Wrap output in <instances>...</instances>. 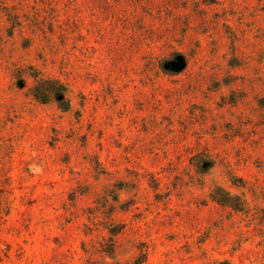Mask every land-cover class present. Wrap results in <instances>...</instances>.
Instances as JSON below:
<instances>
[{
  "label": "rangeland",
  "instance_id": "rangeland-1",
  "mask_svg": "<svg viewBox=\"0 0 264 264\" xmlns=\"http://www.w3.org/2000/svg\"><path fill=\"white\" fill-rule=\"evenodd\" d=\"M0 264H264V0H0Z\"/></svg>",
  "mask_w": 264,
  "mask_h": 264
},
{
  "label": "trees",
  "instance_id": "trees-1",
  "mask_svg": "<svg viewBox=\"0 0 264 264\" xmlns=\"http://www.w3.org/2000/svg\"><path fill=\"white\" fill-rule=\"evenodd\" d=\"M187 58L186 56L178 51H174L162 57L158 63L157 67L161 73L168 76H175L180 74L186 69ZM35 77L34 86L31 89L32 96L35 100L44 103L47 101L48 97L52 94H57L63 97L66 88L58 81L51 80L44 77ZM202 157H205L203 154H198L192 158V161L195 162V168L199 173H206L207 168L211 167L210 162L207 160H201ZM233 185L237 187H243L244 183L242 180L233 178ZM211 199L220 205L229 207L235 211L243 212L245 207V202L237 196H231L228 193H224L220 190L215 189L210 194Z\"/></svg>",
  "mask_w": 264,
  "mask_h": 264
}]
</instances>
